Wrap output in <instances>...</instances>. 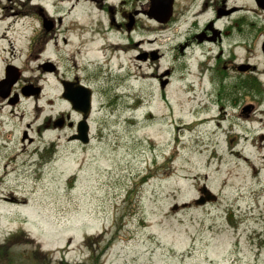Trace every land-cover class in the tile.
I'll list each match as a JSON object with an SVG mask.
<instances>
[{"label":"rangeland","instance_id":"374dc122","mask_svg":"<svg viewBox=\"0 0 264 264\" xmlns=\"http://www.w3.org/2000/svg\"><path fill=\"white\" fill-rule=\"evenodd\" d=\"M107 1L0 0V81L14 65L21 79L12 95L22 82L40 88L16 105L0 96L2 257L264 264V105L254 121L236 120L232 141L214 134L202 123L197 79L192 94L178 63L165 88L151 76L165 75L178 51L169 38L111 25L125 22L124 9L122 0ZM142 2L129 0L127 10L141 12ZM109 3L121 11L109 12ZM143 51L164 55L137 58ZM63 75L97 88L86 147L67 144L71 130L53 126L66 107ZM205 185L218 199L196 204Z\"/></svg>","mask_w":264,"mask_h":264},{"label":"flooded vegetation","instance_id":"af4514ba","mask_svg":"<svg viewBox=\"0 0 264 264\" xmlns=\"http://www.w3.org/2000/svg\"><path fill=\"white\" fill-rule=\"evenodd\" d=\"M105 1L108 4V1ZM128 1L122 0L121 2L125 22L118 23L114 17L111 25L115 24L120 27L123 24L129 30L141 27V29H152L160 36L169 38L174 52L176 50L179 52L173 53L170 65L165 68V75L151 76L160 79L161 86L165 88L170 84V79L179 67L192 94L197 91V79L204 94L201 100L204 105L203 109H205V119L202 123L213 125L214 134L225 133L232 141L231 138L236 135L233 128L236 120L242 117L248 122L254 121L257 114L262 113L261 106L264 105V0H147L140 4L145 7L141 12L136 9L127 10ZM112 6L109 3L104 7L112 12L115 8L118 12L121 11H119L118 4L115 8ZM52 25V22L43 19V27L51 29ZM159 55L162 56L164 53L143 51L138 54L137 58H158ZM177 55L184 58L183 62H179ZM104 62L106 66L110 65L109 61ZM60 80L62 86L60 104H65L66 107L59 113L53 126L61 130H71L70 136L67 137V144L76 143L86 147L91 142L90 118H92V111L95 107L97 88L84 84L79 76L66 79L63 75ZM22 83L18 84L21 93H15L14 96L12 89L11 95L3 99L5 105H12V101L17 98L16 95H18V101L29 98L23 96L22 91L28 85H30L28 87L30 91L35 88L32 84ZM79 85L86 89L82 87L80 89ZM86 113V120L90 126L88 143H84L80 138L79 128ZM226 121L230 122V128L224 127ZM24 132V138H28L27 130ZM29 141L32 143L33 138ZM212 197L210 193L205 195L206 200ZM1 256L0 264H12L6 262L5 257Z\"/></svg>","mask_w":264,"mask_h":264},{"label":"water","instance_id":"95a60500","mask_svg":"<svg viewBox=\"0 0 264 264\" xmlns=\"http://www.w3.org/2000/svg\"><path fill=\"white\" fill-rule=\"evenodd\" d=\"M21 77V72L19 70V68H17L14 65H9L6 68V73H5V78L2 79L0 81V96H2V98H7L11 95V91L13 89V86L16 85V83L18 82V80ZM80 86V85H79ZM83 89H86L85 87H83L82 85L80 86ZM74 88V87H73ZM40 93V88H36L32 91H30L27 88H24V90L22 91V94L24 96H30V95H38ZM79 94V92H78ZM17 98L15 100H13V104H16L18 102V95H16ZM87 118V113L85 114V119L79 124V128H80V132H81V139L83 140L84 143H88L89 142V129L90 126L86 120ZM202 195H206L208 193L213 195V198H216V195L213 194V192L207 187V185H205L202 189H201ZM205 196H201L199 199L196 200V204H203L205 203Z\"/></svg>","mask_w":264,"mask_h":264},{"label":"trees","instance_id":"16d2710c","mask_svg":"<svg viewBox=\"0 0 264 264\" xmlns=\"http://www.w3.org/2000/svg\"><path fill=\"white\" fill-rule=\"evenodd\" d=\"M9 239H11V240H9V244H11V243H13V241L15 240V235H13L12 237H10ZM1 256V255H0ZM2 257V256H1Z\"/></svg>","mask_w":264,"mask_h":264}]
</instances>
